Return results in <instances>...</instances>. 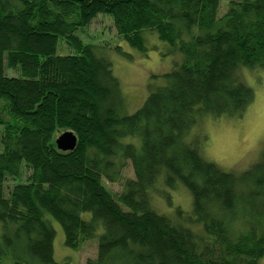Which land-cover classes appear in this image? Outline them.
Segmentation results:
<instances>
[{
    "label": "trees",
    "instance_id": "1",
    "mask_svg": "<svg viewBox=\"0 0 264 264\" xmlns=\"http://www.w3.org/2000/svg\"><path fill=\"white\" fill-rule=\"evenodd\" d=\"M97 15L140 52L159 39L181 56L131 114L111 60L80 36ZM242 66L264 69V0H0V264H76L54 259L50 218L67 247L96 240L84 264H260L264 152L226 172L184 137L242 115ZM66 130L72 151L54 143ZM179 185L191 211L158 212L152 195Z\"/></svg>",
    "mask_w": 264,
    "mask_h": 264
},
{
    "label": "rangeland",
    "instance_id": "2",
    "mask_svg": "<svg viewBox=\"0 0 264 264\" xmlns=\"http://www.w3.org/2000/svg\"><path fill=\"white\" fill-rule=\"evenodd\" d=\"M223 11L222 5L221 13ZM80 36L85 42L100 46L111 60L112 70L119 80L124 99L121 109L123 114H131L139 108L148 93V82L162 84L164 77L161 75L170 71L174 62L181 58L179 52L170 51L167 43L159 39L155 44L156 48L148 46L145 52H140L125 39L117 36L109 16L97 15L81 30ZM154 39L152 36L149 37L150 44L156 42ZM60 48L65 51L64 46L61 45ZM238 75L253 93L252 101L242 115L238 117L224 114L216 118L204 116L184 135L187 141L198 142L200 155L205 161L215 164L222 171L232 173H240L258 163L264 152V69L242 66L238 69ZM121 177L122 179L134 177L132 165L128 160L122 168ZM13 182L17 183L18 180ZM8 183L12 184L11 181ZM104 183L113 192H119L121 189V183L106 180ZM179 186L174 190H168L169 201L164 196L152 195L151 204L158 212L170 214L176 205L185 212L191 211L190 193L183 186ZM82 217L88 219L90 213L84 212ZM50 219L55 230L53 257L56 261L68 260L84 264L85 258L95 256V239L85 241L76 251L64 244L60 224ZM260 264H264V256L260 259Z\"/></svg>",
    "mask_w": 264,
    "mask_h": 264
},
{
    "label": "water",
    "instance_id": "3",
    "mask_svg": "<svg viewBox=\"0 0 264 264\" xmlns=\"http://www.w3.org/2000/svg\"><path fill=\"white\" fill-rule=\"evenodd\" d=\"M54 143L58 150L72 151L76 146L77 137L72 131L66 130L57 135Z\"/></svg>",
    "mask_w": 264,
    "mask_h": 264
}]
</instances>
